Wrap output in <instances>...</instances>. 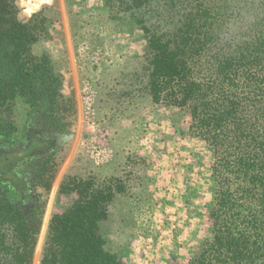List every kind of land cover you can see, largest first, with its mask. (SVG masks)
Segmentation results:
<instances>
[{"label": "trees", "instance_id": "obj_1", "mask_svg": "<svg viewBox=\"0 0 264 264\" xmlns=\"http://www.w3.org/2000/svg\"><path fill=\"white\" fill-rule=\"evenodd\" d=\"M45 1L0 0V264H33L59 153L74 137L64 75L48 52L34 50L49 32L44 7L34 11ZM106 4L144 32L152 101L188 111L189 129L214 158L211 237L185 264H264V0ZM122 189L115 177L68 175L59 192L77 197L51 219L39 264H126L101 230Z\"/></svg>", "mask_w": 264, "mask_h": 264}, {"label": "rangeland", "instance_id": "obj_2", "mask_svg": "<svg viewBox=\"0 0 264 264\" xmlns=\"http://www.w3.org/2000/svg\"><path fill=\"white\" fill-rule=\"evenodd\" d=\"M42 7L49 32L34 50L48 52L64 75L63 94L75 102L65 118L74 137L59 153L33 264L43 236L40 263L54 214L77 197L59 192L68 175L119 179L123 189L101 230L126 264H185L211 237L215 185L208 144L189 129L188 111L152 101L145 87L147 39L127 14L115 13L106 0H47ZM70 63L79 66L78 77ZM25 109L18 101V128Z\"/></svg>", "mask_w": 264, "mask_h": 264}, {"label": "crops", "instance_id": "obj_3", "mask_svg": "<svg viewBox=\"0 0 264 264\" xmlns=\"http://www.w3.org/2000/svg\"><path fill=\"white\" fill-rule=\"evenodd\" d=\"M70 69H71V72H72V74H73V76H74V78H75V72H76V74H77V77H78V75H79V73H78V71H79V66L77 65V64H75V65H73L72 63H70V67H69ZM118 165V162L117 163H115V166H117ZM118 167V166H117ZM46 207H47V205H46ZM45 207V208H46Z\"/></svg>", "mask_w": 264, "mask_h": 264}, {"label": "water", "instance_id": "obj_4", "mask_svg": "<svg viewBox=\"0 0 264 264\" xmlns=\"http://www.w3.org/2000/svg\"><path fill=\"white\" fill-rule=\"evenodd\" d=\"M21 1H22V4L25 6V2H26V1H30V0H21ZM46 1H47V0H46ZM46 1L43 2L42 4H40L39 8L35 9L34 11H38V10H40L41 7L46 3ZM32 12H33V11H32ZM30 13H31V12H30ZM65 87H66V89H67V85H64V88H65ZM62 92H63V93H66L64 89L62 90Z\"/></svg>", "mask_w": 264, "mask_h": 264}, {"label": "flooded vegetation", "instance_id": "obj_5", "mask_svg": "<svg viewBox=\"0 0 264 264\" xmlns=\"http://www.w3.org/2000/svg\"><path fill=\"white\" fill-rule=\"evenodd\" d=\"M8 159V158H7ZM6 163L5 159H2V157H0V168L3 167V164Z\"/></svg>", "mask_w": 264, "mask_h": 264}]
</instances>
